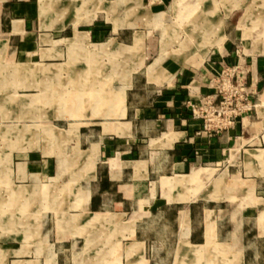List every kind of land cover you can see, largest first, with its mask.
<instances>
[{"label": "crops", "instance_id": "1", "mask_svg": "<svg viewBox=\"0 0 264 264\" xmlns=\"http://www.w3.org/2000/svg\"><path fill=\"white\" fill-rule=\"evenodd\" d=\"M168 1L0 0V264H264V51L253 110L205 129L245 24L176 59Z\"/></svg>", "mask_w": 264, "mask_h": 264}, {"label": "rangeland", "instance_id": "2", "mask_svg": "<svg viewBox=\"0 0 264 264\" xmlns=\"http://www.w3.org/2000/svg\"><path fill=\"white\" fill-rule=\"evenodd\" d=\"M167 4V14L171 17L172 24H170V37L165 42L167 48L173 51V58L180 57L185 60L192 55L196 46L208 48L211 45L221 44L225 38L224 30L227 26V23H221V21L226 15L229 16L228 26L235 33V26L240 16L246 17L245 25L240 27L238 37L244 40L245 48L248 44H253L257 49L264 51V35L259 39L255 37V27L260 28L264 34V0H169ZM240 38L233 41L239 42ZM198 49H196L195 57L200 61L201 56ZM21 123L24 127L25 122L21 121ZM47 129L37 127V133L40 135L37 136L38 143H45L48 139ZM21 137L22 145L24 142L28 144V136L22 135ZM0 138H2L0 139L1 147L12 144L14 141L12 135L0 136ZM2 186L0 185V188ZM2 224L8 223L4 222L3 216L0 215V226Z\"/></svg>", "mask_w": 264, "mask_h": 264}, {"label": "built area", "instance_id": "3", "mask_svg": "<svg viewBox=\"0 0 264 264\" xmlns=\"http://www.w3.org/2000/svg\"><path fill=\"white\" fill-rule=\"evenodd\" d=\"M243 41H234L231 51L227 53L233 55L235 60L212 63L210 58L207 59L208 63L211 62L209 70L215 95H205L188 102L192 117L202 119L205 129H224L255 107L248 88L251 69Z\"/></svg>", "mask_w": 264, "mask_h": 264}, {"label": "bare ground", "instance_id": "4", "mask_svg": "<svg viewBox=\"0 0 264 264\" xmlns=\"http://www.w3.org/2000/svg\"><path fill=\"white\" fill-rule=\"evenodd\" d=\"M246 16H247V15H246ZM245 18H246V17H244V16H243V17H241V20H240V22H241V23H243V22H244V20H245ZM194 34H195V33H194ZM190 36H191V35H190ZM189 39H191V38H189ZM193 39H194V38H193ZM192 45H193V44H192ZM194 46H195V45H194ZM196 47H197V46H196ZM195 49H196V48H195ZM154 77H155V76H154ZM155 80H156V79H155ZM208 238H209V237H208Z\"/></svg>", "mask_w": 264, "mask_h": 264}]
</instances>
